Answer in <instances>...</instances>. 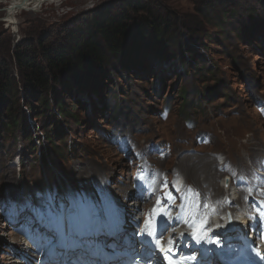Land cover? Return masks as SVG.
Returning a JSON list of instances; mask_svg holds the SVG:
<instances>
[{
	"label": "rangeland",
	"instance_id": "obj_1",
	"mask_svg": "<svg viewBox=\"0 0 264 264\" xmlns=\"http://www.w3.org/2000/svg\"><path fill=\"white\" fill-rule=\"evenodd\" d=\"M7 1L0 0V62L19 92L16 104L0 102V264L23 260L28 245L35 247L32 263L41 264L44 252L26 233L39 231L49 210L55 213L50 194L59 200L83 189L97 197L95 204L103 195L140 220L149 203L136 189L139 181L154 186L165 177L160 189L182 175L193 197L205 189L218 199L226 194V175L236 180L264 167V0H61L4 21ZM130 1L139 4L135 17L150 11L167 18L175 42L156 50L144 40L101 68H77L43 95L23 90L14 58L19 45L27 42L45 64L44 46L87 27L99 9L121 11ZM60 101L71 115L61 116ZM10 116L17 126L8 129Z\"/></svg>",
	"mask_w": 264,
	"mask_h": 264
},
{
	"label": "trees",
	"instance_id": "obj_2",
	"mask_svg": "<svg viewBox=\"0 0 264 264\" xmlns=\"http://www.w3.org/2000/svg\"><path fill=\"white\" fill-rule=\"evenodd\" d=\"M138 5L130 1L121 11L99 9L87 27L70 29L60 44H50L42 48L45 64L38 62L27 42L19 45L14 52V58L20 68L23 90L30 96L37 93L43 95L50 90L53 82L67 78L77 68H101L110 56H117L125 47L137 45L144 40H148L156 50L161 42H175L174 36H168V19L153 15L150 11H147V16L135 17ZM18 92L13 73L0 62V102L9 100L11 106L16 104ZM186 95L187 92L182 90L184 101ZM39 103L43 109L49 110L50 101L47 97L42 96ZM57 108L61 116L71 115L65 103L57 102ZM12 110L11 108V112ZM6 125L8 129L16 127L17 119L10 116ZM47 139L53 143L52 137L47 136ZM54 148L55 151L58 149L55 146Z\"/></svg>",
	"mask_w": 264,
	"mask_h": 264
},
{
	"label": "bare ground",
	"instance_id": "obj_3",
	"mask_svg": "<svg viewBox=\"0 0 264 264\" xmlns=\"http://www.w3.org/2000/svg\"><path fill=\"white\" fill-rule=\"evenodd\" d=\"M10 2H8V19H10L11 17H15L20 11H27V12H36V11H39V9L44 5V4H47V3H53L55 1H61V0H9ZM18 7L20 10H18ZM7 19V20H8ZM225 178L223 179V183H222V187L221 189L223 191L226 192L225 190ZM232 186V185H231ZM239 194V193H238ZM238 194L237 193H234V199L235 200H238L239 197H238ZM239 206L241 205V209H235L238 213H237V216H238V219H236L235 221V226L233 227V230L235 231V233L241 231V230H245L250 223V214H248V211H250V209L248 208V205L246 203H241L239 200ZM87 204V202H86ZM88 206V205H87ZM100 206V209L102 208L101 204H99ZM105 212V211H104ZM104 212H103V216L105 217L104 215ZM97 213V212H95ZM73 223V220H70L68 222L69 225H72ZM80 227V225L78 226ZM195 227L197 228L198 225L195 224ZM216 230H221L220 232L223 231V225H219V224H215L214 225V233ZM221 234V233H220ZM235 234H233L231 237H234ZM117 239H119V241L121 240V235H119L117 237ZM13 242H15V245H18L20 242H21V239L19 238H15L13 240ZM31 246L28 245L27 248H24L22 251H21V256H22V259L24 260H12L10 261V264H30L32 263V261L30 260V257H34V248H30ZM135 247H136V244H133V243H130V245L127 247V249L129 251H135ZM27 253L25 255V252ZM51 251L54 253L55 252V255H58V249H55V247H52L51 248ZM23 254V255H22ZM32 255V256H31ZM81 255L82 257L85 259L86 257V252L83 251L81 252ZM19 256V255H18ZM59 256H61V259H60V262H62L63 264H67L66 263V260L72 256V253L68 250L65 249V251H61V254L58 255V259L57 262L59 261ZM35 257H37V255H35ZM63 258H65V260H62ZM49 257L45 256L42 260H41V264H50V262L48 261ZM86 260V259H85ZM124 263V260L123 259H120V258H117L116 261L113 263V264H123ZM32 264H39V262L35 261V263H32ZM101 264H110V263H107V262H102Z\"/></svg>",
	"mask_w": 264,
	"mask_h": 264
},
{
	"label": "snow or ice",
	"instance_id": "obj_4",
	"mask_svg": "<svg viewBox=\"0 0 264 264\" xmlns=\"http://www.w3.org/2000/svg\"><path fill=\"white\" fill-rule=\"evenodd\" d=\"M161 203V201H157V205L159 206ZM162 215H161V219L159 221V231L158 233H154V232H148L147 235L148 236H158V237H162L169 229L170 225L168 224V220L165 218L167 217L169 214L166 212H163V210L161 209ZM94 214V213H93ZM137 224H139V222H137ZM201 228H203V224L200 225L199 228H197V231L194 232L192 234V236L189 237V240H195L196 243H201V241H207L209 243H213V244H218L219 241L218 240H212L211 237L206 236V233L202 230H200ZM133 236H135V232L133 233ZM141 244H144L145 241H140ZM174 244L175 241L174 239H169L168 241V247L164 248L161 241L159 239L156 240V246L160 248L161 252H164L166 255L171 254L174 251ZM185 246H188L187 241H185ZM192 251H194L195 249H190ZM153 257H151L150 255L145 257V264H147L148 260H151ZM194 259V257L189 256L188 260H192ZM188 260H172L169 259L168 264H188Z\"/></svg>",
	"mask_w": 264,
	"mask_h": 264
},
{
	"label": "water",
	"instance_id": "obj_5",
	"mask_svg": "<svg viewBox=\"0 0 264 264\" xmlns=\"http://www.w3.org/2000/svg\"><path fill=\"white\" fill-rule=\"evenodd\" d=\"M6 10H8V8H7ZM18 10H20L19 7H18ZM7 15H8V14H7ZM5 19L7 20V19H8V16H7ZM229 183H230V179L226 177V178H225V186L228 187V184H229Z\"/></svg>",
	"mask_w": 264,
	"mask_h": 264
},
{
	"label": "built area",
	"instance_id": "obj_6",
	"mask_svg": "<svg viewBox=\"0 0 264 264\" xmlns=\"http://www.w3.org/2000/svg\"><path fill=\"white\" fill-rule=\"evenodd\" d=\"M4 21H7L6 19H4Z\"/></svg>",
	"mask_w": 264,
	"mask_h": 264
}]
</instances>
